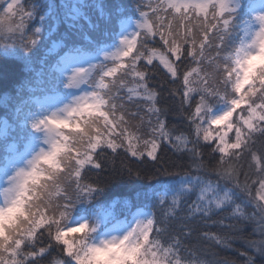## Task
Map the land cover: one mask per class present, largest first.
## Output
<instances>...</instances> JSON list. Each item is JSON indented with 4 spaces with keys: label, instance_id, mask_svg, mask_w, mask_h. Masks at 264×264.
<instances>
[{
    "label": "snow or ice",
    "instance_id": "snow-or-ice-1",
    "mask_svg": "<svg viewBox=\"0 0 264 264\" xmlns=\"http://www.w3.org/2000/svg\"><path fill=\"white\" fill-rule=\"evenodd\" d=\"M0 264H264V0H0Z\"/></svg>",
    "mask_w": 264,
    "mask_h": 264
},
{
    "label": "trees",
    "instance_id": "trees-1",
    "mask_svg": "<svg viewBox=\"0 0 264 264\" xmlns=\"http://www.w3.org/2000/svg\"><path fill=\"white\" fill-rule=\"evenodd\" d=\"M119 163H120V161L117 160V161H116V166H117V167L119 166ZM116 194H121V195H123V194H128V193L123 192V191H118Z\"/></svg>",
    "mask_w": 264,
    "mask_h": 264
}]
</instances>
